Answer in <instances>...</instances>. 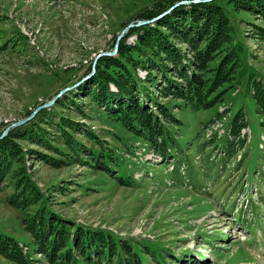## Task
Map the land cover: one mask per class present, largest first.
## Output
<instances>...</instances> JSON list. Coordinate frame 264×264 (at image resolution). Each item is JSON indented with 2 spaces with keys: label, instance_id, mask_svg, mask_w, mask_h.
<instances>
[{
  "label": "rangeland",
  "instance_id": "rangeland-1",
  "mask_svg": "<svg viewBox=\"0 0 264 264\" xmlns=\"http://www.w3.org/2000/svg\"><path fill=\"white\" fill-rule=\"evenodd\" d=\"M177 1L0 0V133L65 86L90 78L95 56L112 51L129 22ZM222 4L246 50L238 74L231 84H222L224 92L213 106L194 109L182 98L160 92L163 80L176 77L162 65H172L165 55L154 57L162 72L149 73L144 57L134 67L142 100L154 112L153 101L163 104L172 116L164 122L161 149L105 116L87 97H77L76 105L69 99L50 109L49 122L39 127L49 131L48 141L67 152L57 121L68 116L79 125L71 129L78 143L110 156L108 170L83 162L88 157L82 152L78 161L63 157L61 165L49 164L34 151L61 156L23 137L17 140L21 159L14 156L5 180H15L22 166L62 217L144 243L161 257L156 262L144 254L145 264H264V148L258 146L264 129L248 80L251 72L264 76V38L249 24L264 26V20ZM135 38L133 33L124 40L134 43ZM174 42L182 52L189 51L187 44ZM240 110L250 140L243 130L239 137L231 135V121ZM223 116L221 131L215 123ZM85 131H93L101 143ZM5 183H0V232L45 264L22 222L24 211L8 202L15 191ZM0 263L15 264L2 256Z\"/></svg>",
  "mask_w": 264,
  "mask_h": 264
},
{
  "label": "trees",
  "instance_id": "trees-1",
  "mask_svg": "<svg viewBox=\"0 0 264 264\" xmlns=\"http://www.w3.org/2000/svg\"><path fill=\"white\" fill-rule=\"evenodd\" d=\"M222 2L230 3L234 10L255 13L264 20V0H210L177 5L157 20L130 27L119 41L114 55H102L97 58L94 73L90 78L76 86L73 85L78 80L71 83L69 86L72 87L62 93L49 108L40 109L32 119L11 129L0 138V183L5 181V184L15 191L8 195V202L24 211L22 222L39 253L43 254L45 264H145L143 255L148 253L149 257L159 261L161 257H157L156 252L144 243L139 245L104 229L83 226L62 217L49 206L46 195L22 166L19 167L15 180L9 183L5 178L10 172V163L14 156L18 160L21 159L17 140L23 137L61 156L55 157L34 151L38 153L39 159L49 164L59 166L63 162L59 161L61 158H66L65 162L73 159L78 161V154L82 152L88 157L83 162H89L91 165L95 163V167L108 170L106 157L110 156L103 152L96 155L92 149H87L84 143H78L79 141L72 137L71 129L77 130L79 125L68 116L60 117L57 121V133L62 136V143L69 150L67 152L48 141L46 135L49 131L39 127L40 124L49 122L46 121L49 117L46 114L50 109L69 99L76 105L77 97H87L90 104L104 109L105 116L121 122L155 147L161 145V149L164 144V122L172 119V116L163 104L153 101L157 106L154 112L146 99L142 100L134 67L140 64L139 57H144L149 73L151 69L161 71V65H158L159 62L154 57L165 55L167 60L172 61V65H162L171 67L170 70L176 77L163 80L165 84L159 86L160 92L164 96L182 98L186 105L190 104L194 109L213 106L224 92L220 89L222 84H231L235 78L241 55L246 50L240 38H237V32ZM173 3L169 5L172 6ZM163 10L166 8L148 13L139 20L151 19ZM249 24L255 30L254 33L264 38V26L250 22ZM133 33L136 34L134 43H125L124 39ZM175 39L187 44L189 51H183L184 54L175 45ZM156 40L157 42H154ZM149 45L151 49L147 48ZM113 48L114 46L111 50ZM92 66L93 63L89 71H92ZM248 80L252 86V97L257 112L262 115L260 124L264 129V76L251 72ZM110 84L115 89H112ZM74 111L85 117L83 109L79 106H75ZM31 112L27 111L28 114ZM245 125V117L240 110L231 121V134L238 135ZM40 128L42 132H38ZM85 134L98 144L101 143L93 131H85ZM0 256L15 264L39 263L28 251L23 252L16 239L1 232Z\"/></svg>",
  "mask_w": 264,
  "mask_h": 264
},
{
  "label": "water",
  "instance_id": "water-1",
  "mask_svg": "<svg viewBox=\"0 0 264 264\" xmlns=\"http://www.w3.org/2000/svg\"><path fill=\"white\" fill-rule=\"evenodd\" d=\"M200 1H209V0H180L175 2L172 6H170L166 11L160 13L159 15L151 18V19H144V20H138V21H131L129 22L117 35L116 40H115V45H114V49L112 51H100L94 58L93 61V66H92V71L88 76H92V74L94 73V64L97 60L98 57L102 56V55H112L116 52V49L118 47L119 41L122 39V37L124 36L125 32L133 26H138L141 24H145V23H150L154 20H157L158 18H160L161 16H163L164 14L168 13L174 6L178 5V4H186V3H192V2H200ZM86 78V77H85ZM85 78H83L82 80H84ZM81 80V81H82ZM81 81L75 83L73 86L78 85ZM72 86H68L65 87L63 89H61L55 96H53L50 100L38 105L29 115L22 117L16 121H14L13 123L9 124L8 126L5 127V129L3 130V132L0 135V138L4 137L11 129H14L22 124H24L25 122H27L28 120H30L40 109L42 108H47L49 106H51L58 97H60L62 95V93H64L66 90L70 89Z\"/></svg>",
  "mask_w": 264,
  "mask_h": 264
}]
</instances>
